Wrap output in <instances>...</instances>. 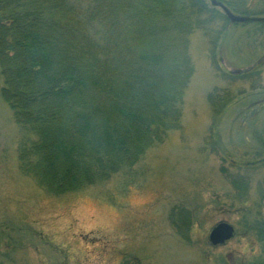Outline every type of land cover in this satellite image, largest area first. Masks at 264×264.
<instances>
[{"label": "trees", "instance_id": "obj_1", "mask_svg": "<svg viewBox=\"0 0 264 264\" xmlns=\"http://www.w3.org/2000/svg\"><path fill=\"white\" fill-rule=\"evenodd\" d=\"M211 1L256 16L248 0L238 6L225 0H0V97L18 132L19 175L52 198L101 188L181 131L194 69L191 36L204 39L213 60L229 27L264 28V22L230 23ZM213 67L224 83L259 89L258 64L239 73ZM240 94L215 87L208 94L209 139L218 148L222 116ZM255 138L253 160L232 168L264 171V138ZM232 184L245 198V181ZM263 200L260 191L255 211L243 213L245 234L261 242L262 255ZM246 264H264V257Z\"/></svg>", "mask_w": 264, "mask_h": 264}, {"label": "rangeland", "instance_id": "obj_2", "mask_svg": "<svg viewBox=\"0 0 264 264\" xmlns=\"http://www.w3.org/2000/svg\"><path fill=\"white\" fill-rule=\"evenodd\" d=\"M225 1L238 6L242 0ZM248 4L255 18H264V0ZM249 24L229 27L221 56L213 60L204 39L191 36L194 69L184 93L181 131L170 132L128 173L101 188L52 198L20 176L13 144L18 132L0 97V264H122L130 259L246 264L264 257L261 242L243 228V213L255 211L254 202L264 192V171L231 166L253 160L255 137L264 138V28ZM256 64L260 85L253 92L245 84L220 81L213 67L239 73ZM214 87L241 93L222 116L219 148L209 139L207 97ZM233 180L245 181V198ZM221 222L235 235L216 247L208 236Z\"/></svg>", "mask_w": 264, "mask_h": 264}, {"label": "water", "instance_id": "obj_3", "mask_svg": "<svg viewBox=\"0 0 264 264\" xmlns=\"http://www.w3.org/2000/svg\"><path fill=\"white\" fill-rule=\"evenodd\" d=\"M213 6L219 7L226 19L232 24H243L249 22H264V18H250V17H243L237 16L231 13L224 5L219 2L211 1ZM233 236V228L227 223L221 222L218 223L210 232L208 236V240L211 245L217 246L222 245L226 241L230 240Z\"/></svg>", "mask_w": 264, "mask_h": 264}, {"label": "flooded vegetation", "instance_id": "obj_4", "mask_svg": "<svg viewBox=\"0 0 264 264\" xmlns=\"http://www.w3.org/2000/svg\"><path fill=\"white\" fill-rule=\"evenodd\" d=\"M225 244H226V243H225ZM225 244H224V245H225ZM222 246H223V245H222ZM217 247H218V246H217Z\"/></svg>", "mask_w": 264, "mask_h": 264}]
</instances>
